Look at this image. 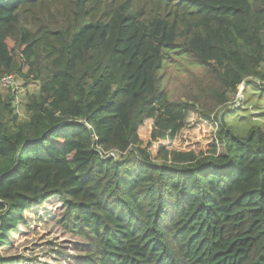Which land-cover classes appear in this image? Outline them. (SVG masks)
<instances>
[{
  "label": "trees",
  "instance_id": "16d2710c",
  "mask_svg": "<svg viewBox=\"0 0 264 264\" xmlns=\"http://www.w3.org/2000/svg\"><path fill=\"white\" fill-rule=\"evenodd\" d=\"M172 55L202 69L181 98ZM6 75L0 264L52 198L78 264H264V123L216 113L245 85L264 121V0H0Z\"/></svg>",
  "mask_w": 264,
  "mask_h": 264
},
{
  "label": "rangeland",
  "instance_id": "374dc122",
  "mask_svg": "<svg viewBox=\"0 0 264 264\" xmlns=\"http://www.w3.org/2000/svg\"><path fill=\"white\" fill-rule=\"evenodd\" d=\"M201 73V67L197 66L191 59L172 55L166 61L160 77L165 90L170 96L181 98L188 78L192 75L198 76ZM16 87H18L17 95L23 93L22 80L19 77ZM244 89L245 85L238 88L237 94L240 93L242 96L238 108H245L244 115H250L253 123L263 124L264 121L259 119L253 111L256 105L262 103H258L256 97H252L249 102H246V96L243 94ZM2 92H4L3 88L0 90V94H5ZM236 95L226 104L225 108L228 107L227 110L224 111L225 108H223L216 112L219 113L217 118L229 110H235ZM218 151H221L220 146ZM111 153L102 154L110 155ZM124 156L125 154L119 155V157ZM63 208L64 206L59 199L52 198L42 208L27 212V225L17 227L11 245L1 249V255L6 259H15L16 262L11 264H78L85 257L87 244L80 238L65 232L58 224Z\"/></svg>",
  "mask_w": 264,
  "mask_h": 264
},
{
  "label": "built area",
  "instance_id": "2783aa9c",
  "mask_svg": "<svg viewBox=\"0 0 264 264\" xmlns=\"http://www.w3.org/2000/svg\"><path fill=\"white\" fill-rule=\"evenodd\" d=\"M16 86H17V79L14 76L6 75L0 80V88H7V87L15 88ZM241 101H242V96L240 95V93H238L235 97V106H236L235 108H238L240 106ZM114 153L115 152H112L110 155L107 154L106 158H112L114 160H117L119 158V154L118 153L114 154Z\"/></svg>",
  "mask_w": 264,
  "mask_h": 264
}]
</instances>
